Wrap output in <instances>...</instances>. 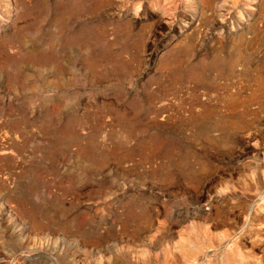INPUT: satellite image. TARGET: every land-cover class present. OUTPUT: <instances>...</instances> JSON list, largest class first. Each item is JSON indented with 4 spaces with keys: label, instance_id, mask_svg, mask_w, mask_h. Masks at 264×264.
I'll use <instances>...</instances> for the list:
<instances>
[{
    "label": "rangeland",
    "instance_id": "obj_1",
    "mask_svg": "<svg viewBox=\"0 0 264 264\" xmlns=\"http://www.w3.org/2000/svg\"><path fill=\"white\" fill-rule=\"evenodd\" d=\"M0 264H264V0H0Z\"/></svg>",
    "mask_w": 264,
    "mask_h": 264
},
{
    "label": "bare ground",
    "instance_id": "obj_2",
    "mask_svg": "<svg viewBox=\"0 0 264 264\" xmlns=\"http://www.w3.org/2000/svg\"><path fill=\"white\" fill-rule=\"evenodd\" d=\"M237 38V37H236Z\"/></svg>",
    "mask_w": 264,
    "mask_h": 264
}]
</instances>
